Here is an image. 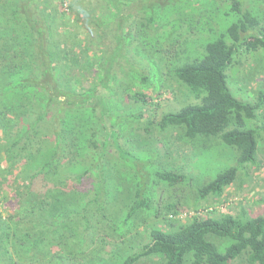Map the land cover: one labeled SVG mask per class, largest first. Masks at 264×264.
Wrapping results in <instances>:
<instances>
[{
    "label": "trees",
    "instance_id": "trees-1",
    "mask_svg": "<svg viewBox=\"0 0 264 264\" xmlns=\"http://www.w3.org/2000/svg\"><path fill=\"white\" fill-rule=\"evenodd\" d=\"M225 1L223 15L235 21L195 55L184 28L194 0H0V185L12 194L9 205L0 194V264H264V214L215 205L239 173L259 167L264 145L263 85L242 101L227 81L236 59L264 52L263 20L246 0ZM179 28L187 35L172 33ZM130 59L146 61L148 75ZM161 87L189 104L155 120L158 104L146 92ZM143 119L150 146L152 126L197 153L217 140L235 165L196 182L190 206L170 196L160 205L120 176L108 152L125 162L118 141ZM150 173L169 189L187 183L180 172ZM208 200L212 208L198 211ZM112 203L126 210L123 227L144 209L160 216L138 249L129 244L138 227L119 230Z\"/></svg>",
    "mask_w": 264,
    "mask_h": 264
},
{
    "label": "rangeland",
    "instance_id": "rangeland-1",
    "mask_svg": "<svg viewBox=\"0 0 264 264\" xmlns=\"http://www.w3.org/2000/svg\"><path fill=\"white\" fill-rule=\"evenodd\" d=\"M185 1L191 2L192 0H177V5L183 6ZM248 6L256 9L264 24V0H246L245 7L248 8ZM227 8L228 4L225 0H194V2L189 4L185 12L186 16L184 15L187 17L184 19V28L188 29V34L195 38V40H193L192 43L189 42L187 46L188 48H195V55H198L202 51L206 43L216 39L227 26L235 21L236 17H234V15H223V13L227 11ZM181 10L182 9L178 7L177 12H181ZM183 14L184 12H181V15ZM178 26L180 25L176 22L174 27L178 28ZM176 31L179 32L177 34L187 35L182 28L172 31V33ZM180 47L182 48V46ZM262 53L256 54L253 52L246 56H242V59H236V64L234 62V65L228 71V85L236 99L246 101L247 98L255 96L258 85H263L264 87V52ZM129 61L140 72L148 75L149 69L146 61L140 62L134 59H130ZM170 62L171 59H169L168 56L166 58L164 57L165 64H169ZM146 93L158 104L155 112L157 116L155 120L159 119L160 115L165 112H175L180 107L189 104L187 100L183 101L182 99V102L178 100L181 98V95L176 90L175 94H172L171 91L161 87L159 91H157V95H155V92L150 88ZM179 102L182 104H180L181 106ZM183 102L186 104H183ZM112 104H114V102H112ZM123 105L127 106L125 103H123ZM144 122V119L140 120V122L131 121L130 125L132 129H130L131 127L128 128V134L126 133L125 136L118 141L122 149L128 151V154L124 155L126 159L125 162H122L117 157L116 151L112 146L108 148V152L113 156V160L116 161V169L120 176L131 179L132 183L136 185V188H140L144 196L154 195L153 200L155 202L160 201V205H163L161 200L168 201L170 197H174V199L180 200L181 203L190 206L192 202L190 197L193 193L192 186L196 184V182L197 184L208 182L222 170L235 165V153L229 147L218 143L217 140L212 142V146L207 145L203 149H200L201 152L197 153L193 148L190 149L191 146H187V144L181 142L177 137H171V133L175 135L174 131L160 133L154 131L152 126L149 127V130L152 133L154 132L157 143H153L150 146L148 144V133L144 131ZM129 135H133V137ZM111 140L113 141V139ZM144 142H146V144ZM159 142L160 144H158ZM153 147L157 148L153 149ZM257 157L260 160L258 162L259 167L258 165H249L246 168L247 175L244 176L242 173H239L238 179L224 190L220 200L215 201L216 207L218 206L222 212L235 215L240 212L241 208H244L251 216L264 214V145ZM137 160L140 162H137ZM0 165L3 167L4 163L2 162ZM142 166H145L146 170H143ZM163 169L185 174L187 183L178 185L175 189H169L165 185L159 186L154 175L150 172ZM190 177L192 180H189ZM85 189L87 188H83L82 191ZM4 191L7 193L6 195ZM10 193L11 191L8 190L4 184L0 185V194L7 198V205L12 201V194ZM153 207H155V203ZM103 208L104 206L95 211L94 215L97 216V218L102 212L107 213L105 208ZM106 208L109 211H113V213H117L112 216L117 228L121 230L120 227H123L121 225L122 219L124 218L123 214H125L126 210H123L122 213H118L117 205H113V203L112 205L106 204ZM205 208H212L210 200L199 202L198 211L203 212L202 210ZM9 209L13 212L15 208L10 206ZM190 214L187 213L186 216L182 215L179 218L184 222L185 218ZM159 221H161L160 216L156 217L153 210L144 209L139 211V214L127 224L128 226L138 227L137 231L140 233L139 235L131 237L132 240L130 239L131 241L129 244L135 249L141 247V245L146 242V228L153 224L155 225V223ZM127 225L123 228H128ZM159 226L165 228L161 223ZM118 229H114L113 233L118 231ZM116 242L120 244L121 241L117 238L115 240V243ZM86 243H89V241H86ZM120 245L125 252L132 253V250L123 246L124 244ZM121 248L118 250L119 253L121 252ZM105 251H109V249L105 248ZM103 257L105 258L106 256L103 255L102 258ZM154 262V259H148L143 260L142 264H155ZM232 264L248 263L244 258H238L234 260Z\"/></svg>",
    "mask_w": 264,
    "mask_h": 264
}]
</instances>
